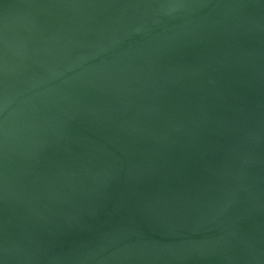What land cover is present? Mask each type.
Wrapping results in <instances>:
<instances>
[{
    "label": "water",
    "instance_id": "1",
    "mask_svg": "<svg viewBox=\"0 0 264 264\" xmlns=\"http://www.w3.org/2000/svg\"><path fill=\"white\" fill-rule=\"evenodd\" d=\"M0 264H264V0H0Z\"/></svg>",
    "mask_w": 264,
    "mask_h": 264
}]
</instances>
